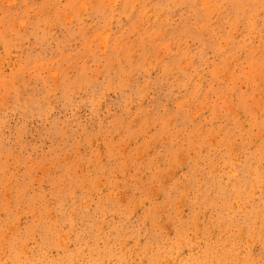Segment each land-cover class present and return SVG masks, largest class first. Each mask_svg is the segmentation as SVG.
Listing matches in <instances>:
<instances>
[{
  "label": "rangeland",
  "instance_id": "374dc122",
  "mask_svg": "<svg viewBox=\"0 0 264 264\" xmlns=\"http://www.w3.org/2000/svg\"><path fill=\"white\" fill-rule=\"evenodd\" d=\"M113 2L0 0V264H264V0Z\"/></svg>",
  "mask_w": 264,
  "mask_h": 264
},
{
  "label": "bare ground",
  "instance_id": "6f19581e",
  "mask_svg": "<svg viewBox=\"0 0 264 264\" xmlns=\"http://www.w3.org/2000/svg\"><path fill=\"white\" fill-rule=\"evenodd\" d=\"M205 1V0H204ZM109 2V1H108ZM83 3H85V2H83ZM113 3H116L115 2V0H114V2ZM134 4V3H133ZM132 4V5H133ZM204 4V3H203ZM81 6H83V5H81ZM80 6V7H81ZM113 6H114V4H113ZM134 6V5H133ZM204 6V5H203ZM85 7V6H84ZM111 8V7H110ZM176 8V7H175ZM204 8V7H203ZM84 9V8H83ZM148 9V8H147ZM85 10V9H84ZM83 11V10H82ZM207 11V10H206ZM205 11V12H206ZM212 12V11H211ZM258 13V12H257ZM69 19H70V17H68ZM66 20V19H65ZM149 20V19H148ZM21 22V21H20ZM68 22V21H67ZM108 35V34H107ZM106 36V35H105ZM104 36V37H105ZM106 37H108V36H106ZM105 37V38H106ZM250 38V37H249ZM101 41H102V37H101V39H100ZM99 40V41H100ZM100 41V42H101ZM105 41H106V39H105ZM102 46H103V44H102ZM154 46V45H153ZM187 48V47H186ZM154 51H156V50H154ZM164 55V54H163ZM164 57V56H163ZM162 57V58H163ZM112 64V63H111ZM53 71V70H52ZM55 74V73H54ZM194 75V74H193ZM111 84V83H110ZM125 85V84H124ZM70 95V94H69ZM38 100L39 99H37V103H39L38 102ZM41 102V101H40ZM41 104H39V106H40ZM42 105H44V103L42 104ZM42 110H44V109H42ZM51 110V109H50ZM49 116V115H48ZM243 124V123H242ZM202 128V127H201ZM242 128V127H241ZM263 129H264V127H263ZM262 129V130H263ZM148 131H149V129H148ZM258 138V137H257ZM131 139V138H130ZM256 139V138H255ZM232 148V147H231ZM117 152V151H116ZM147 152V151H146ZM232 152V151H231ZM260 152H261V150H258L257 151V153H255L256 155H258L259 156V154H260ZM235 159V158H234ZM234 161V160H233ZM243 164H245V163H243ZM250 164H252V163H250ZM194 165V164H193ZM249 165V164H248ZM217 166V165H216ZM251 167V166H250ZM79 168V167H78ZM213 168H215V167H213ZM225 168V167H224ZM252 168V167H251ZM193 170V169H192ZM193 172V171H192ZM191 172V173H192ZM262 173V172H261ZM162 174V173H161ZM243 174H245L246 176H249L250 177V179L252 178L253 180H254V182L257 184V182H258V175H259V173H258V170H255V169H251V170H245L244 171V173ZM195 175V174H194ZM193 175V176H194ZM191 177V176H190ZM140 178V177H139ZM210 179H212V178H210ZM188 180V179H187ZM191 181H192V179H190ZM189 180V181H190ZM62 181V180H61ZM96 181V180H95ZM193 181H194V179H193ZM206 181V180H205ZM102 182V181H101ZM32 183H33V181H32ZM62 183V182H61ZM197 183H198V181H197ZM205 183V182H204ZM254 183V184H255ZM261 183H262V181H261ZM200 184V183H199ZM210 184H212V186L214 187V189L217 191V193H221V194H227L226 193V191H225V187H224V183H222V182H220L218 179H212L211 180V183ZM249 184V181H243V182H241L240 180H239V178L236 180V184H232V194H234L235 195V197L237 198V197H239V195H240V193H242L241 195H242V200H241V203H243V204H247L250 200H252V199H250V197H249V194H250V190L248 191V187L250 186V185H248ZM206 185V184H205ZM263 185V184H262ZM187 186H188V184H187ZM200 186V185H199ZM199 186H198V188H199ZM211 186V185H210ZM254 186V185H253ZM101 187V186H100ZM203 187V186H202ZM209 187V186H208ZM207 188V187H206ZM101 189V188H100ZM208 189H211L210 187L208 188ZM262 189V188H261ZM75 189H73V190H71V191H74ZM201 190H203V189H201ZM201 190H200V192H201ZM256 190V189H255ZM91 191H93V190H91ZM212 191V190H211ZM253 191H254V189H253ZM208 193H209V190L207 191ZM213 192V191H212ZM74 192H72L71 194H73ZM211 193V192H210ZM254 192H252V194H253ZM184 194H186L185 192H184ZM205 195H207V198L205 197ZM43 196H45V195H43ZM208 196H209V194H205L204 192H201L200 193V197L202 198V203H208V204H206V205H209L210 204V207H212L211 206V204L213 203H215L214 202V198L212 199V198H208ZM211 196V195H210ZM209 196V197H210ZM224 196V195H223ZM229 196V195H228ZM250 196H251V194H250ZM254 197V196H253ZM228 198H230V196L228 197ZM251 198H252V196H251ZM209 199V200H208ZM221 199V198H220ZM227 199V198H226ZM232 199V198H231ZM230 199V200H231ZM193 200V199H192ZM216 200V199H215ZM223 200H225V199H223ZM229 199H228V201H230ZM237 200H239V199H237ZM261 200V199H260ZM146 201V200H145ZM164 201V200H163ZM222 201V200H221ZM131 202V201H130ZM220 202V201H219ZM226 202V201H225ZM234 202V201H233ZM239 202V201H238ZM9 203V202H8ZM175 203V202H174ZM201 203V202H200ZM220 203H222V202H220ZM230 203V202H229ZM228 204V203H227ZM226 204V205H227ZM233 205H234V203H232ZM239 204V203H238ZM48 205V204H47ZM204 206H205V204H203ZM219 205V204H218ZM231 205V204H230ZM228 206V207H226L225 209L226 210H229L230 209V207L231 206H233V205H231V206ZM261 205H262V207L263 208H261V210L262 209H264V200H262L261 201ZM247 206V205H246ZM8 207V206H7ZM87 207V206H86ZM178 207H181V206H177V210H179L180 211V209H178ZM220 207H221V205H220ZM236 207H237V205H236ZM134 208V207H133ZM207 208V207H206ZM209 208V207H208ZM219 208V207H218ZM234 208V207H233ZM233 208H231V209H233ZM245 208V207H244ZM223 209H224V207H223ZM26 210H27V208H26ZM133 210V209H132ZM155 210V209H154ZM163 210V209H162ZM210 210V209H209ZM225 210V211H226ZM160 211H161V209H160ZM217 211H220V210H217ZM224 211V210H223ZM223 211H222V213H223ZM232 211V210H231ZM228 212V211H227ZM240 212H241V209H240ZM239 212V213H240ZM178 213V212H177ZM177 213H175V214H177ZM203 213H205V211L203 212ZM232 213V212H231ZM247 212H245V214H243L242 216H243V219H242V221L240 222V224H242V223H245L246 225H247V227H248V231L246 230H244V229H242V227H240L239 229H238V232H237V235H239V236H236V235H234L235 237H240L241 236V238L243 237V236H245V237H251V240L252 241H254V239L255 238H260L259 237V232H256V231H254V229H255V224H257V221H252V220H254V219H249L248 218V216H247V214H246ZM252 213V212H251ZM263 213V212H262ZM73 214V213H72ZM181 214V213H180ZM200 214V213H199ZM217 214H218V212H217ZM234 214H236V213H234ZM37 215V214H36ZM58 215V214H57ZM219 215V214H218ZM194 216H196L197 217V219H198V216L197 215H195V213H194ZM216 216V215H215ZM227 216V215H226ZM230 216V215H229ZM251 216V215H250ZM257 216V215H256ZM261 216V215H260ZM258 217V219H260L261 217ZM263 216H264V214H263ZM73 217V216H72ZM71 217V218H72ZM181 217V216H180ZM196 217H195V221H196ZM219 217V216H218ZM233 217V216H232ZM161 218V217H160ZM174 218V217H173ZM216 218V217H215ZM17 219H19V218H17ZM37 219H38V217H37ZM192 219H193V216H192ZM217 219H219V218H217ZM229 219V218H228ZM227 219V220H228ZM240 219V218H239ZM256 219H257V217H256ZM194 220V219H193ZM198 220H200V219H198ZM213 220H216V219H213ZM40 221V220H39ZM192 221V220H191ZM224 221V220H223ZM222 221V222H223ZM19 222V221H18ZM199 222V221H198ZM198 222H195L196 224H193L194 226L195 225H197V223ZM209 222V221H208ZM219 222V224H220V222L221 221H218ZM228 222V221H227ZM226 222V223H227ZM231 222V221H230ZM233 222V221H232ZM237 222V221H236ZM42 223V222H41ZM170 223V222H169ZM168 223V224H169ZM193 223V222H192ZM210 223V222H209ZM224 223V222H223ZM222 223V224H223ZM36 224H37V222H36ZM53 224V223H52ZM190 224V223H189ZM208 224V223H207ZM229 225H230V223H228ZM228 224H223L224 226L225 225H228ZM240 224H238V226L240 225ZM42 225V224H41ZM40 225V226H41ZM53 225H55V224H53ZM102 225V224H101ZM192 225V224H191ZM210 225V224H209ZM216 225H218V224H216ZM18 226V225H17ZM50 226V225H49ZM52 226V225H51ZM182 227V225H179L178 227ZM198 227H199V224L197 225ZM202 226H203V224H202ZM206 226V225H205ZM208 226V225H207ZM206 226V227H207ZM212 226V225H211ZM213 226L215 227V225L213 224ZM220 226V225H219ZM234 226V225H233ZM232 225H231V227H233ZM237 226V225H236ZM237 226V227H238ZM44 226H42V228H43ZM184 227V226H183ZM182 227V228H183ZM197 227V228H198ZM217 227V226H216ZM215 227V228H216ZM226 227V226H225ZM230 227V228H231ZM51 228V227H50ZM54 228H55V226H54ZM102 228V227H101ZM188 228V227H187ZM194 228H196V227H193V229ZM200 228V227H199ZM205 228V227H204ZM203 228V229H204ZM44 229V228H43ZM178 229V228H177ZM177 229H174V230H176L175 231V234H174V241L175 242H173L174 244H175V246L177 245H179L178 247H175L172 251H167L168 253H166V255H164V256H162V257H165V259L166 260H168V258L170 257H174V256H176V255H178V253L179 252H181V250H183V248L184 249H187V250H189V251H192V249H194V240L192 241V242H190L188 239H185V237H186V235H184V237H183V232L185 231V229L186 228H184V231H180V230H177ZM180 229V228H179ZM189 229V228H188ZM203 229H201V230H203ZM211 229L213 230V228L211 227ZM210 229V230H211ZM217 229V228H216ZM223 229V228H222ZM226 229L227 228H224V230H225V233H226ZM234 229H236V228H234ZM237 229H236V231H237ZM141 230V229H140ZM139 230V231H140ZM183 230V229H182ZM195 230H197V229H195ZM194 230V232L197 234L198 233V231H195ZM206 230V229H205ZM204 230V231H205ZM211 230V231H212ZM261 230V229H260ZM31 231V230H30ZM43 231V230H42ZM41 231V232H42ZM47 231V230H46ZM46 231H45V233H46ZM55 231V230H54ZM71 231H72V229H71ZM102 231V230H101ZM203 231V232H204ZM209 231V230H208ZM233 231V230H232ZM52 232V231H51ZM57 232H59V231H57ZM200 232V231H199ZM210 232V231H209ZM209 232H207L206 231V234H209ZM213 232V231H212ZM212 232H210L211 233V236H212ZM224 232V231H223ZM233 232H235V231H233ZM262 233H263V231H261ZM30 233V232H29ZM33 233V232H32ZM69 233V232H68ZM186 233V231L184 232V234ZM195 233H194V236H195ZM201 233V232H200ZM205 233V232H204ZM204 233H202V235H204ZM215 233H216V231H215ZM47 234V233H46ZM45 234V235H46ZM48 234H50V233H48ZM70 234V233H69ZM187 234V233H186ZM219 234V233H218ZM233 234V233H232ZM231 234V235H232ZM30 235V234H29ZM28 235V236H29ZM192 235H193V233H192ZM261 235V234H260ZM48 237L50 236H53V234L51 235H47ZM58 236V235H57ZM154 236V235H153ZM156 236V235H155ZM154 236V237H155ZM157 236H159V235H157ZM218 236V235H217ZM233 236V235H232ZM59 237V236H58ZM62 237V236H61ZM60 237V238H61ZM198 237H199V235H198ZM197 237V238H198ZM207 237H209V236H207ZM262 237V236H261ZM6 238V237H5ZM63 238V237H62ZM139 238V237H138ZM160 238H161V236H160ZM191 238H193V236H191ZM203 238V237H202ZM206 238V237H205ZM213 238V237H212ZM215 238H216V236H215ZM231 238H233V237H231ZM237 238H235L234 240L236 241V239ZM194 239V238H193ZM196 239V238H195ZM200 239H201V237H200ZM226 239V238H225ZM243 239V238H242ZM245 239V238H244ZM54 240H56V239H54ZM54 240H53V242H54ZM59 240V239H58ZM62 240H64V239H62ZM98 240V239H97ZM155 241H156V239H154ZM196 240H198V239H196ZM202 240H204V239H202ZM213 240V239H212ZM223 240V239H222ZM24 241V240H23ZM60 241V240H59ZM59 241H57V242H59ZM216 241H219V240H215V242H211V243H216ZM239 241V240H238ZM27 242V241H26ZM52 242V241H51ZM57 242H54V243H57ZM109 242H110V240H109ZM172 242V241H171ZM208 242V241H207ZM241 242V241H240ZM244 242V241H243ZM242 242V243H243ZM248 242V241H247ZM256 242V241H255ZM254 242V243H255ZM45 243V242H44ZM146 243V242H145ZM172 243V244H173ZM196 243V242H195ZM198 244H195L196 245V247H197V249H198V251L200 252V255H201V259H202V261H200V259L199 260H196V262L194 263V264H223V263H220L219 261H222V259L220 258V257H222V256H224V258L227 256V252H225V251H221V253L220 252H218V251H216V250H219V249H216V247H219V245H216V246H212L211 244H206V246L204 245V246H200L201 244H199V242H197ZM225 243V242H224ZM223 243V244H224ZM227 243V242H226ZM249 243H250V241H249ZM247 244V245H245V246H250L251 245V243L250 244ZM47 244V243H46ZM49 244V243H48ZM108 244V243H107ZM138 244V243H137ZM151 244H153V243H151ZM202 244H204V243H202ZM25 245V244H24ZM24 245L22 246V248H20V249H23V247H24ZM53 245V244H52ZM57 245H58V243H57ZM59 245H60V243H59ZM126 245V244H125ZM213 245H215V244H213ZM224 245H226V244H224ZM233 245H235V244H233ZM231 246V248L232 247H234V246ZM240 245V244H239ZM63 246V245H62ZM171 246H173V245H171L170 244V247ZM123 247V246H122ZM148 247V246H147ZM224 247V246H223ZM236 247V246H235ZM238 247V246H237ZM220 249H221V247H219ZM66 249V248H65ZM110 249V248H109ZM158 249L160 250V247H158ZM230 248H228L227 250H229ZM235 250H236V248H234ZM142 250V249H141ZM223 250V249H222ZM226 250V249H225ZM235 250H233V249H231V250H229V255H230V257L229 256H227L226 258H230L231 260L230 261H232L231 263H234V260L235 259H232L231 257L233 256V254L235 253ZM241 250V249H240ZM239 250V251H240ZM249 250H251V249H249ZM47 251V250H46ZM145 251H146V249H145ZM126 252V251H125ZM124 252V253H125ZM251 251H249V253H250ZM151 253V252H150ZM237 254V253H236ZM22 255V254H21ZM126 255V254H125ZM77 256V255H76ZM145 256V255H144ZM161 257V258H162ZM67 258V257H66ZM228 258V259H229ZM235 258V257H234ZM164 259V258H163ZM176 259V258H175ZM174 259V260H175ZM227 259V260H228ZM151 260H152V262L153 263H160V264H162L164 261L162 260V259H160L159 260V253H157V252H155L154 254H152V257H151ZM172 261H173V259H171ZM68 261V260H67ZM140 261V260H139ZM212 261H214V262H212ZM216 261V262H215ZM66 262V261H65ZM109 262V261H108ZM187 262V261H186ZM228 262V261H227ZM63 263V262H62ZM61 263V264H62ZM122 263V262H121ZM165 263H167L168 264V261L167 262H165ZM164 263V264H165ZM169 263H171V261H169ZM174 263V262H173ZM66 264V263H65ZM72 264V263H71ZM114 264V263H113ZM228 264V263H227ZM235 264V263H234Z\"/></svg>",
  "mask_w": 264,
  "mask_h": 264
}]
</instances>
